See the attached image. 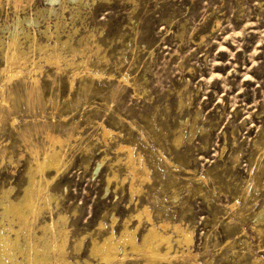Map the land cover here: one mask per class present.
<instances>
[{"label": "rangeland", "instance_id": "rangeland-1", "mask_svg": "<svg viewBox=\"0 0 264 264\" xmlns=\"http://www.w3.org/2000/svg\"><path fill=\"white\" fill-rule=\"evenodd\" d=\"M2 69L0 201L58 150L30 230L52 221L67 263L163 223L167 259L121 264H264V0H0Z\"/></svg>", "mask_w": 264, "mask_h": 264}, {"label": "bare ground", "instance_id": "bare-ground-1", "mask_svg": "<svg viewBox=\"0 0 264 264\" xmlns=\"http://www.w3.org/2000/svg\"><path fill=\"white\" fill-rule=\"evenodd\" d=\"M18 52L19 51L16 50L15 42L12 41L11 44H7V51L5 53V56L3 57H5L6 62H8L9 64L14 63L16 61L18 62L20 61V59H22V57L20 56ZM53 59L54 61L58 62V57L56 55H55V58L53 57ZM4 69L0 71L3 72ZM14 75L15 74H13V76ZM101 128L103 127L101 126ZM106 130L105 129L103 130L104 133H108V131ZM48 138H49V141L53 145L55 143L60 144V142L62 141L59 139V137H56L54 135L52 136L48 135ZM120 148L121 149L126 148V154H127L126 156L130 158V155L132 152H130L129 148L123 145L119 146V149ZM42 154H43L42 156L35 154L32 159L33 162L28 171V185L25 187L21 198L16 202L9 200V199H6V201L4 202L0 201L1 202L0 206L2 210L0 214L2 216H6V217L8 216V218L11 215V217H13L15 221H17V222L14 221L16 223V226L18 224L19 229H22L25 232L23 237L21 238L18 235L17 231L14 233L13 236L8 234V232L2 233V231H0V264H51L50 263L51 259L49 261V258H50L49 255L51 252H53V254L55 253L54 257H56L55 261L58 262L57 264H69L66 262V260L63 257V254H62L63 245L58 241L59 237L57 235V231L55 230L54 223L52 221H50L51 223L49 222L50 224L43 226V229L47 228L50 230L48 232V235L50 233L48 238L45 237L46 235L44 234V232L43 234H40V236H37L34 231L32 232L30 230L32 222H33V219L30 220V216H32V218L36 216V212L39 209V203H41L39 202V200L42 198H45V195L43 193H44V190L46 189V179H45L46 175L44 174V172L53 171L55 172V175H56L61 167V160H62L61 157L62 156L59 154V151L56 150L54 147L50 151H46ZM133 174L135 176L137 174V171L136 173H133ZM145 212L146 211H144V214ZM148 218L146 219L148 220ZM148 225L149 227L147 228V232L142 236L139 249H138L139 246L137 247L136 246L137 244L135 245L132 239V236L130 237L124 234V236L122 237H119V238L117 237L118 239L115 238L116 240L113 239V237L111 236L110 237L106 236L107 238H104L101 243H94L92 246L93 247L92 253H94V255H98L100 261H103L105 263L121 264L124 258V254L122 253L120 255L118 251V245L121 243L122 246H124L125 244H128L131 249L142 253V255L145 256L149 260L148 263H150V261L151 262L156 261L157 259H160V258L167 259V256L169 255V252H170L173 235H170L166 231L167 228L165 229V225L163 223L158 224V226L153 223L151 224L149 223ZM177 226L178 225L172 228L174 233L176 232L178 234L177 235L178 238H176V240L179 241L180 238L181 240L183 238L182 241L184 240L186 242L189 241V237L183 232L179 231ZM6 229L8 231L12 230L10 226H8ZM63 239H64V236L60 240L63 242L64 241ZM121 248H123L122 250H124L125 247H121ZM77 264H80V263H77ZM83 264H91V263L89 261H85V262L83 261Z\"/></svg>", "mask_w": 264, "mask_h": 264}]
</instances>
